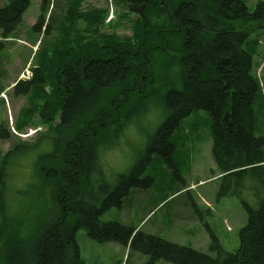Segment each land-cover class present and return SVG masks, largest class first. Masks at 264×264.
Wrapping results in <instances>:
<instances>
[{"label": "trees", "instance_id": "trees-1", "mask_svg": "<svg viewBox=\"0 0 264 264\" xmlns=\"http://www.w3.org/2000/svg\"><path fill=\"white\" fill-rule=\"evenodd\" d=\"M3 1L7 4L2 5ZM120 1L140 14L132 38L100 34L104 12H81L86 0L62 2V25L54 24L53 11L47 16L52 0H41V15L33 31L45 37L52 30L57 34L45 50L41 47L44 41L39 44L33 58L36 67L32 80L19 81L14 88L16 95L29 101L15 129L20 131L29 125L39 107L45 124L52 126L55 117L59 119L51 127L48 139L55 154L61 151L65 159L58 168L56 160L55 166H50L53 159L44 154L38 157L35 171L40 182L57 189L53 206L59 208L60 214L38 225L29 233L28 242L7 233L8 221L3 218L0 264H71L72 249L75 254L72 264H83L76 243L80 229L100 243L128 245L131 240V246L149 257V264L159 260L172 264H264V136L257 135L255 108L258 101L260 108L264 106V78L261 82L254 75L255 52L248 49L253 33L264 29V0L253 11L245 0H183L170 11L167 16L172 28L178 27L185 38L183 58L177 63L180 88L163 93L160 106L163 122L140 159L111 187L102 180L101 156L110 147L109 139H122L128 128L139 123L137 107L150 110L151 103L145 104L146 99L141 98L150 91L148 86L138 88L136 83L138 77L144 79L142 82L152 83L147 73L139 71V64L144 61L147 64L150 52L147 43L157 33L149 18L156 13L158 0ZM31 4L32 0H0V30L4 39L15 33ZM82 18L87 23L85 30L72 28ZM80 32H88L97 40ZM4 48L5 43L0 41V51ZM136 90L141 96L137 95L131 103L128 92ZM158 92L153 89L151 94ZM195 111H206L211 117L212 155L224 182L219 195L239 196L241 190L248 188L260 203L259 208H254L243 200L248 220L239 232L240 246L235 253L226 251L213 233L206 254L117 222L100 221L104 212L121 208L132 189L148 186L143 177L154 158L169 166L175 164L177 146L172 138L182 120ZM12 137L9 130L0 131V138ZM34 148L20 144L7 156ZM100 181L102 196L94 190ZM3 191L0 188L1 202Z\"/></svg>", "mask_w": 264, "mask_h": 264}, {"label": "rangeland", "instance_id": "rangeland-1", "mask_svg": "<svg viewBox=\"0 0 264 264\" xmlns=\"http://www.w3.org/2000/svg\"><path fill=\"white\" fill-rule=\"evenodd\" d=\"M181 1L183 0H158L156 13L149 18V24L157 33L147 43L150 49L149 60L147 64L146 61L139 64V71L147 73L152 83L149 84L148 80L142 82L144 79L138 77L136 84L138 88L148 86L147 89L150 91L141 98L146 99L145 104L151 103V106L148 111L137 107L139 123L135 122L124 130L122 139H109L110 147L104 151L101 158L104 170L102 180L111 187L115 186L120 176L127 175L140 159L138 157L149 139L163 122V112L160 111L163 93L180 88L177 63L183 58L185 38L178 27L172 28L167 15ZM259 1L262 0H245L251 11ZM62 2L52 0L53 4L47 16L53 11L54 24L58 22L62 25ZM5 4L7 2L3 1L2 5ZM40 4L41 0H32L22 23L10 39H4L0 30V41L5 43V48L0 51V131L3 128L7 129L10 136H13L11 139L0 138V188H4L2 202L0 199V224L4 221L3 218L6 219L8 223L5 228L10 229L7 233L17 235L15 238L18 240H27L29 233L36 230L38 225L50 218L56 219L60 214L59 208L53 206L57 189L46 182L41 183L35 171V163L39 156L50 154L49 158L53 159L50 166H55L56 160L58 168L65 159L61 151L55 154L48 139L51 127L55 126L59 119L55 117L52 126L45 124L41 115L42 107H39V112L29 125L20 131L15 129L22 110L29 101L25 96L16 95L14 88L19 81L32 80L33 69L36 67V59L33 58L39 44L44 41L41 47L45 50L50 46V42L55 40L57 34L56 32L53 34L52 30L51 34L45 37V34L33 31L41 15ZM160 8L163 9L161 12ZM97 10L104 12L103 22L99 28L100 34L117 35L120 38L133 37L134 25L140 20L138 10L130 11L120 0H88L80 9L81 12ZM75 24L72 28L80 31L85 30L87 26L83 18L79 19L77 26ZM56 26L58 27V24ZM80 33L90 35L88 32ZM89 37L97 40L91 35ZM37 40H40V43L34 46L33 42ZM248 49L255 52L253 73L262 82L264 29L253 33L248 41ZM153 89L160 92L152 95ZM46 93H50V88L46 89ZM128 95L131 103L137 99V95L141 96L137 91L128 92ZM125 96L126 93L123 98ZM260 105L261 102L258 101L255 106L257 135L264 136V106L260 108ZM172 139L177 146L175 164L169 166L164 160L160 159L159 162L158 158H154L143 177L148 186L132 189L131 194L123 200L121 208H111L101 215V223L117 222L126 227L136 228L146 235L158 236L206 254L209 253L210 234L213 233L226 251L235 253L240 246L239 232L246 226L248 220L243 200L254 208L260 207L259 200L248 188L241 190L239 196L219 195L224 182L220 178V173L215 174L210 168V165L215 163L212 155L211 117L208 112L195 111L182 120ZM20 144H28L35 148L27 151L17 150L12 156L10 154L7 156ZM4 158H7L6 164ZM97 183L94 190H97L96 195L102 196L104 193L100 194L101 181ZM237 183V180L234 181V186ZM1 203H4L3 210ZM76 243L83 264H149V257L131 246V240L128 245L117 242L100 243L91 239L85 229H80L76 233ZM74 255V250H70L71 264ZM152 264L172 263L159 260Z\"/></svg>", "mask_w": 264, "mask_h": 264}, {"label": "crops", "instance_id": "crops-1", "mask_svg": "<svg viewBox=\"0 0 264 264\" xmlns=\"http://www.w3.org/2000/svg\"><path fill=\"white\" fill-rule=\"evenodd\" d=\"M62 1H63V2H66V1H68V0H65V1L62 0ZM87 1H88V0H86V2H87ZM34 42H35V41H34ZM34 42H33V44H34ZM35 43H36V42H35ZM37 43L39 44L40 41H38ZM263 62H264V61H263ZM262 64H263V63H262ZM262 64H261V65H262ZM263 67H264V66H263ZM210 168H211V170H212L215 174H216V173H219L215 164L210 165ZM212 179H213V178H212ZM210 180H211V179H210Z\"/></svg>", "mask_w": 264, "mask_h": 264}, {"label": "bare ground", "instance_id": "bare-ground-1", "mask_svg": "<svg viewBox=\"0 0 264 264\" xmlns=\"http://www.w3.org/2000/svg\"><path fill=\"white\" fill-rule=\"evenodd\" d=\"M119 45H120V44H119ZM129 45H130V44H129ZM116 47H117V46H116ZM110 51H111V50H110ZM131 51H132V50H131ZM183 51H184V50H183ZM84 55H85V54H84ZM181 79H182V78H181ZM129 86H130V85H129ZM123 87H124V86H123ZM136 91H137V90H136ZM136 91H135V92H136ZM130 93H131V92H130ZM142 93H143V92H142ZM138 94H139V93H138ZM149 94H150V93H149ZM127 108H128V107H127ZM211 233H212V232H211Z\"/></svg>", "mask_w": 264, "mask_h": 264}]
</instances>
